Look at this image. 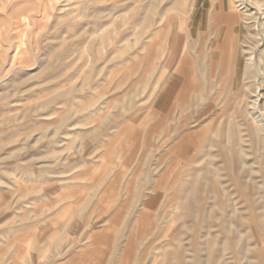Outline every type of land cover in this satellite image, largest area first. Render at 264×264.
I'll return each mask as SVG.
<instances>
[{"label": "rangeland", "instance_id": "rangeland-1", "mask_svg": "<svg viewBox=\"0 0 264 264\" xmlns=\"http://www.w3.org/2000/svg\"><path fill=\"white\" fill-rule=\"evenodd\" d=\"M236 2L0 0V264H264Z\"/></svg>", "mask_w": 264, "mask_h": 264}, {"label": "bare ground", "instance_id": "bare-ground-1", "mask_svg": "<svg viewBox=\"0 0 264 264\" xmlns=\"http://www.w3.org/2000/svg\"><path fill=\"white\" fill-rule=\"evenodd\" d=\"M237 1L238 2H236V4L239 3L238 4L239 6L243 5L244 7L249 8V12H245V13L241 14V16H240V27L244 30L243 42H244V51L245 52H243V53H244V55H246V61L244 62L243 73L246 77V76H249L251 73H253V71L250 69L249 66L256 64L257 53H258L260 61H262V58L264 57V33L262 31L264 29V20L262 18L258 17V16H260L261 13L257 9H253L251 7V5L248 4L245 0H237ZM257 14H259V15H257ZM212 18H213V16H212ZM227 31L228 30H226V29L219 30V32L217 34L219 41H223V37L226 36ZM236 49H237V47H236ZM256 72H257V69H256ZM255 81H256V79H255ZM261 97H262V95L258 92V90H256V94L252 96L253 99L251 101V103L253 105L252 107L257 108V111L253 112L254 119L257 121V124H258L257 130H258V128H259V130L260 129L264 130V113H263V110L260 109V107L258 108V106H259L258 101Z\"/></svg>", "mask_w": 264, "mask_h": 264}]
</instances>
